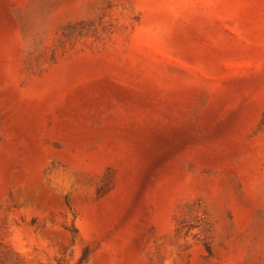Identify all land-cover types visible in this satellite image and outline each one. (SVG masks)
<instances>
[{
	"label": "rangeland",
	"instance_id": "obj_1",
	"mask_svg": "<svg viewBox=\"0 0 264 264\" xmlns=\"http://www.w3.org/2000/svg\"><path fill=\"white\" fill-rule=\"evenodd\" d=\"M0 264H264V0H0Z\"/></svg>",
	"mask_w": 264,
	"mask_h": 264
}]
</instances>
